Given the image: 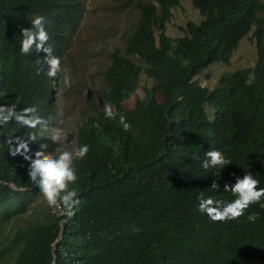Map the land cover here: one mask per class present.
Wrapping results in <instances>:
<instances>
[{
    "label": "trees",
    "instance_id": "16d2710c",
    "mask_svg": "<svg viewBox=\"0 0 264 264\" xmlns=\"http://www.w3.org/2000/svg\"><path fill=\"white\" fill-rule=\"evenodd\" d=\"M183 2L137 1L138 24L125 48L145 66L110 54L99 95L113 106V119L89 94L92 110L80 124L77 146L87 144L90 151L77 161L79 180L70 185L78 187L81 201L73 216L55 213L44 199L36 203L42 195L27 175V162L8 155L6 137L35 133L38 142L29 144L34 153L51 142L48 133L0 126V228L14 227L2 238L0 264H264L260 204L220 223L197 210L201 195L234 199L223 186L246 172L264 187V0H191L203 19L173 38L167 25ZM84 12V0H0V104L19 96V107L36 106L54 125L56 77L47 75L45 53L21 54L20 30L43 15L48 45L62 65ZM252 32L254 67L224 73L213 89L196 80L211 65L230 64ZM142 71L154 86L127 108L123 102L139 87ZM215 149L232 162L220 175L201 167L205 153Z\"/></svg>",
    "mask_w": 264,
    "mask_h": 264
},
{
    "label": "clouds",
    "instance_id": "9594fccd",
    "mask_svg": "<svg viewBox=\"0 0 264 264\" xmlns=\"http://www.w3.org/2000/svg\"><path fill=\"white\" fill-rule=\"evenodd\" d=\"M46 18L43 15L36 14L31 20V27L21 28L23 37L20 44V52L23 55H29L33 49L37 53L43 52L46 55L43 64L47 66V75L55 78L58 73H63L62 83L66 89L73 86V77L71 71L62 68L61 58L53 55V48L48 45L50 39L45 27ZM48 45V46H46ZM43 67L38 71L43 72ZM21 97L17 96L10 104H0V126L14 123L23 128L37 129L41 128L47 132V138L52 143L58 145L53 151L49 152L50 147L47 143H40L39 148L33 153L29 147L30 142L36 143L37 136L32 133L24 138L22 136L11 135L6 137L8 145V155L15 158L21 156L27 162V175L36 185L39 193L49 208L59 210L62 215L71 217L75 214L80 201V192L76 185L79 180L76 163L83 160L90 151L87 144L69 147V133L62 122L50 126L48 121L40 116L38 108L34 105L19 107ZM113 106L104 105V115L106 119L115 117ZM125 116H120L121 123L125 130L130 128V124L125 123ZM206 158L201 162V167L205 170L217 168L220 171L214 175H220L222 169L231 165V160L227 159L221 150H209L205 153ZM193 159H198L194 156ZM23 167V165H21ZM235 176V173L232 174ZM260 180L252 172H246L242 177L237 176L234 183H225L223 189L225 192L232 193L234 199L231 201L217 200L209 195L206 198L201 195L198 197L197 210L201 214L207 215L212 222H227L238 220L254 204H260L264 208V187L260 186ZM13 185V184H12ZM16 189V185H13ZM211 187L218 189L219 181L213 180ZM248 219L254 221L255 215H249Z\"/></svg>",
    "mask_w": 264,
    "mask_h": 264
},
{
    "label": "rangeland",
    "instance_id": "374dc122",
    "mask_svg": "<svg viewBox=\"0 0 264 264\" xmlns=\"http://www.w3.org/2000/svg\"><path fill=\"white\" fill-rule=\"evenodd\" d=\"M138 0H84L85 12L76 23L71 44L62 58V68L71 71L73 86L66 89L62 83L63 73H58L55 83L53 106L57 113L54 125L62 122V127L69 133L71 144L77 146V134L84 116L92 110L88 96L95 98L98 107L104 109L105 102L99 95L104 85V72L110 65V54L119 52L143 69L144 62L136 54L126 51V41L138 24ZM153 1V0H146ZM199 10L195 9L191 0L173 10L172 21L167 25V34L173 38L184 36L183 29L191 21L199 23L202 20ZM258 52L253 32L245 37L233 52L230 64H214L199 75L196 80L200 84L213 89L224 73L240 69L252 68L256 65ZM154 86V81L143 73L137 90L123 102L127 108H132L137 99L145 98V89ZM213 109V108H212ZM210 118L214 112L208 108ZM53 125V126H54ZM49 152L58 145L50 142ZM43 201L40 196L38 202ZM55 213L59 210H53ZM18 223L17 225H21ZM14 228L10 224L0 228V246L3 236Z\"/></svg>",
    "mask_w": 264,
    "mask_h": 264
},
{
    "label": "bare ground",
    "instance_id": "6f19581e",
    "mask_svg": "<svg viewBox=\"0 0 264 264\" xmlns=\"http://www.w3.org/2000/svg\"><path fill=\"white\" fill-rule=\"evenodd\" d=\"M55 81V80H54Z\"/></svg>",
    "mask_w": 264,
    "mask_h": 264
}]
</instances>
